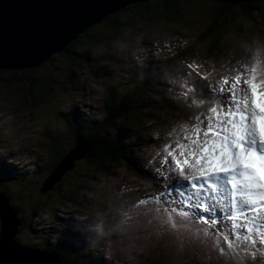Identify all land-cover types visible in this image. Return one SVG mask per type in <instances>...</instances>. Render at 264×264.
<instances>
[{
  "label": "rangeland",
  "instance_id": "rangeland-1",
  "mask_svg": "<svg viewBox=\"0 0 264 264\" xmlns=\"http://www.w3.org/2000/svg\"><path fill=\"white\" fill-rule=\"evenodd\" d=\"M152 4L156 5L155 2ZM180 5L182 6L181 19L174 24H172L173 22H166V24L164 20L156 18L149 24L133 26V22L139 18V11L132 10L124 13L120 19L128 23L129 26L123 25L120 34L121 38L123 35L126 36L115 44L107 43V45L103 44L91 48L88 55L90 59L95 58L96 61H91L93 65H84L82 69L75 70L72 65L70 66V62H77L75 58L68 59L67 54L63 52L53 55L54 57L48 64L37 67L35 69L37 72L34 73L37 78L43 79V86L47 85L48 87H46L50 89L41 105L23 106L21 103L24 95L23 85L17 82L5 81L4 79L10 76L8 71L0 73V79H3L0 80V127L3 126V134H0V169L4 170L5 165L10 166L12 163V167L9 169L10 173H18L22 168L34 167L41 169L45 162L48 160L53 161L54 156L50 150L48 149L49 152L43 150V144L49 140L43 133V126L46 123L54 128L57 136L60 135L61 147L65 149L63 152H66L70 147L69 151L72 152L78 146V143L73 145L75 138L72 131L75 132L76 126L71 122V118H73L74 111H85L92 115L98 110L96 108L97 104L103 103L107 98L106 96L110 95L112 85L115 86L117 92H126L133 74L146 72L145 64L146 66L150 65L154 70L160 68L164 70L162 79L170 81L173 78L171 73L178 70L176 66L179 64L178 60L173 62L171 51L168 50V47L173 45L174 37L180 38L179 42H181L175 48L179 49L188 45L187 49L192 51V53L190 51V55L184 56L182 60H192L193 63L202 65L203 72L209 78H213V81L218 85L223 83L225 77H234L247 72L251 76L255 59L259 60L256 61L257 63H263L259 74L263 76L264 11H259L258 16L255 15V22L249 16L238 15L237 11H240V8L232 5V12H235V21L222 26L221 34L218 37V40L221 37L223 38L219 43L221 51L220 48L218 49V53L221 52L220 56L223 57L217 61V67L225 59L228 64L226 68L227 76H216L211 74L206 67L208 56H210L205 54L208 49L206 46L212 44V42H203L204 40L199 36V33L201 34L214 19L212 12L216 8L215 0H181ZM141 22L147 21L142 20ZM247 26L249 27L243 29ZM105 27V24H100L97 28L104 30ZM254 33L255 35H252ZM256 35L259 37H255ZM240 36L244 39L240 40ZM159 40H162L164 44H159ZM120 45L125 47H119ZM83 47L87 48L84 45ZM157 52H159V55H157ZM94 54L96 57H94ZM206 55L207 59L205 60L203 56ZM204 60L205 64L203 63ZM260 60L263 62H260ZM162 61L163 64H159ZM166 61L169 63L167 66H165ZM66 75H71L74 78H72L75 81L74 86L72 85L73 81L69 79H67L65 85L61 86L62 79ZM178 78L183 77L179 76ZM53 79L55 82L52 85L50 83ZM261 79L264 78L261 77ZM158 84H161V81ZM143 91L144 93H155L149 89ZM139 98L144 100L141 97ZM192 108L202 109L203 106L193 101L190 110ZM157 109V114L161 115L162 113L159 112L161 107L158 106ZM202 113H204V110L198 111L196 119ZM155 118L157 119L158 115ZM131 121L129 120L126 123L130 124ZM157 123L159 124L153 126L156 133L165 136L169 133L171 135L175 133L176 126L173 123L180 124V121H174L169 126H163L159 121ZM217 126L214 125V127ZM187 127L182 125L180 131L183 130L184 134H188ZM192 128L188 127L189 135ZM131 131L137 132L136 126ZM153 131L151 129L143 133L146 136H151L154 133ZM137 133L139 134V132ZM7 141H13V143L8 145ZM162 143H165V141L156 142V151L161 147L165 148V144ZM151 144L143 146L142 151L147 152L151 148ZM86 152L87 142L84 143L83 155L79 154V159L73 161V167L63 173V175L66 173L64 176L62 175L65 183L55 185L52 191L44 194L38 192V186L44 181V174L39 177H42V179L33 182L30 178L27 182L24 179V183L15 180L12 185L7 186L5 191L1 190V192H5L3 195L10 196V203L14 207H18V215L25 217L27 220V224L16 236L19 243L23 242L29 246L41 248L39 241L43 239V235L40 233L42 230L38 227L56 232L70 223L63 213L70 217L74 216V212H80L85 213L84 216L80 215L81 219L85 220L88 216L93 217L96 221H100L98 227H103L96 230L92 225L83 226L86 230H89V234H86V241L92 242L96 239L98 246H101L97 247L100 250L97 251L94 259L89 258L87 262L92 259L96 260L95 264H108L109 259L115 260V257H117L116 264H144L146 257H152L156 259L157 264H242L243 253L235 258L221 257L213 242H202L203 236L201 235L204 232L200 233L197 225L193 223H183L185 227L176 225L171 240L170 233L164 232V230L168 231L164 227L165 222L164 224L151 215L145 216L142 214L140 216V206L137 201L154 196L157 192L131 162L129 164L134 170L127 168L125 164H120L115 173L106 175L105 179L96 176L97 174L90 168L89 173L95 176L96 180L94 182L96 184L91 185L92 190L88 193L86 199L83 198L78 206L70 205L61 200L62 192L70 189L71 174L87 167V163L83 159ZM8 155L12 158L10 159ZM5 158H9V161L5 162ZM14 160L20 162L16 163ZM74 162H76L75 167ZM7 178L9 179V176ZM118 181L119 184H122L117 185ZM58 186L61 189L60 191H57ZM36 203H40L41 206L35 208ZM155 203L157 202H151V204ZM49 212H51V215ZM124 216H127V221L121 223L120 220H123L121 218ZM217 222L222 226L219 219H217ZM104 228H106V232ZM79 230L85 231L84 228ZM193 232L198 233L197 238L200 242L195 241L192 236ZM106 233L109 237L106 236Z\"/></svg>",
  "mask_w": 264,
  "mask_h": 264
},
{
  "label": "snow or ice",
  "instance_id": "snow-or-ice-1",
  "mask_svg": "<svg viewBox=\"0 0 264 264\" xmlns=\"http://www.w3.org/2000/svg\"><path fill=\"white\" fill-rule=\"evenodd\" d=\"M29 30L22 36H26ZM184 69L185 75L179 81L176 78L161 81L160 96L163 103L170 109L185 112L195 101L197 104L207 105L214 111L206 118L199 115L198 120L194 113L186 112L185 120L189 121L190 126L198 124L190 135L181 133L178 139L171 134L163 137L143 136L139 141L128 145L126 158L160 188L156 195L139 199L137 204L149 207L152 201H156L157 204L162 202L165 206L179 207L188 201L177 202L171 199L170 185L173 182L177 184L180 181L192 182L194 189L197 188V183L201 189L207 186L209 199L220 202L223 198V207L232 213L228 216V219L233 221V231L229 234L224 235L218 225L215 229L212 227H207L206 231L203 229L205 235L212 239L218 254L221 257H236L243 253L242 264H264V184L257 180L256 186L253 187L245 179L251 174L246 159L248 150L252 149L264 157V144L256 139L254 131L255 121L264 119L259 111L264 108V79L258 74L249 76L240 73L234 77L224 78L223 83L218 85L203 72L200 64L186 63ZM253 91L258 97L255 106ZM237 118L242 121L239 127L244 129L238 141L242 149L233 146L231 141L235 137L222 139L226 135L225 127L231 128ZM229 120L232 123H228ZM147 126L150 127L151 124ZM213 132L218 135L213 136ZM161 140L165 141V150L158 149L146 159L140 151V146ZM189 165H195V173L191 176L188 175ZM177 191L179 192V189ZM229 193L230 197L227 195ZM191 208L196 210L195 215L201 222L206 219L203 213L216 211L215 205L206 206L199 202L192 204ZM248 214H251L254 220L259 219L260 226L248 224ZM241 217L244 222L235 223ZM208 224L214 225L216 221L210 219ZM144 264H157V261L152 257H146Z\"/></svg>",
  "mask_w": 264,
  "mask_h": 264
},
{
  "label": "trees",
  "instance_id": "trees-1",
  "mask_svg": "<svg viewBox=\"0 0 264 264\" xmlns=\"http://www.w3.org/2000/svg\"><path fill=\"white\" fill-rule=\"evenodd\" d=\"M153 2H155L156 5H153ZM180 2L181 0H150L145 3L130 4L126 8L107 16L100 22L87 27L85 30L79 33L78 36L73 39L61 52L66 53L68 59H76L77 62H70V66L72 65L75 70L82 69V66L84 65H93L91 64V61L96 60L95 58L90 59L88 55V52L91 48L102 46L103 44L107 45V43L115 44L118 41H121L124 36H126L123 35L121 38L120 34L123 25L129 26L128 23H125V21H121L120 19L124 13L131 12L132 10L139 11V18L133 22V26L149 24L156 18L159 20H164L165 23L173 22L172 24H174L179 22L178 20L181 19L182 6L180 5ZM215 3L216 8H213L214 11L212 12V14H214V19L202 31L201 34L199 33V36L206 42L211 41L212 44H210L211 46L209 45L210 49L215 50L214 52H217L219 43L223 39L221 37L218 40V37L221 34L220 30L225 24H230L231 22L235 21V12H232L233 6L231 4L225 2L221 3L218 1H215ZM233 5H236L240 8V11H237L238 15H246L251 17L253 20H255V15L258 16L259 11H264V0L256 4L237 3ZM142 20H147V22H141ZM100 24H105L106 27L104 30H99L97 28ZM83 45L87 48H84ZM53 55L48 60H46L45 63L43 62L44 64H40L31 68L18 70L0 69V73L8 71L10 74V76L4 79L5 81L17 82L18 84L21 83L23 85L22 88L24 90V95L21 102L23 106L41 105L43 103L42 101L49 93L50 89L47 88L48 86H43V79L37 78L34 73L37 72L35 71L37 67L48 64L49 61L54 57ZM94 57H96L95 54ZM162 74L163 71L161 68L151 71V73L146 74L148 79V81H146L139 76V72H136L133 74L129 84V86H133V88L129 90L127 88L126 92H117L115 90V86L112 85L110 89V95L107 96L103 103L100 102L97 104L96 108L98 110L95 112L96 114L92 113L91 115L85 111L80 112V110L74 111L73 118H71V122L76 126L75 132L72 131L73 137L76 138V136L79 135L83 136L87 140V152L83 158L87 163V167L71 174L72 181L70 182V189H67L66 192H62L63 196L61 197V200L67 202L70 205L78 206L80 205L83 198L86 199L88 193L92 190L91 185L96 184V182H94L96 180L95 176H93L92 173H89L90 168L93 169V171L97 174L96 176L104 179L106 178V175L114 174L115 170H117L120 164H125L127 168L133 169L129 164L130 160L126 158L128 145L130 143L139 141L140 137L146 136V134L143 132H148L153 128V126L159 124L157 123V119H159L161 115L157 114L156 112V110H158L157 106L155 104L150 105L147 101L153 99V96L150 95L157 94L156 89H153L152 87L155 86L156 88L162 90L160 87H158V85H160L158 82L163 80ZM72 78L73 77L71 75H66L62 79L61 86L66 84L67 79L72 80ZM54 82L55 80L53 79L50 84L53 85ZM156 82L158 85H156ZM74 83L75 81L72 82L73 86ZM145 87H147L146 90L149 89L151 92L155 93H144L143 90ZM137 88L139 90L135 93L134 91ZM138 96L144 100H138ZM157 104L160 105L161 103L157 102ZM159 107H161L159 112L162 113L164 107ZM157 115L158 118L155 119L154 117ZM165 115V119H172L171 116L174 115L185 118L186 114L176 113L171 115V112L167 111V114ZM129 120L132 121L130 124H127L126 122H129ZM137 124H139V129L142 132L141 134H138L136 131H131L134 126H138ZM148 124H151V126L148 127ZM43 127V133L49 139L47 143L43 144V150H47V152H49V149L54 156V160H48L45 162L41 169H36L34 167L29 169L22 168V170H20L18 173H15L14 175H12L8 170L6 171L5 169H0V192L1 190L5 191L7 186L9 184L12 185V182L15 180L24 183V179L25 182H27L28 178H31L33 182L34 180L42 179V177H39L43 174L45 175L43 179L44 181L38 186V192L44 194L54 189L46 190L47 185L43 184L59 168L60 162L63 160L64 156L69 153V150L63 152L65 149H62L61 147L60 135L57 136L55 134L54 128L51 127L49 123L44 124ZM73 145H75V143ZM77 164L79 166V161ZM75 165L76 162H74V167ZM7 176H9V179ZM63 176L55 182V185H62L65 183ZM42 189H44L45 192H42ZM60 190L61 189H59L58 186L57 191ZM39 206H41L40 203H36L34 205L35 208ZM16 209L18 210V207H16ZM18 218H22L23 220V223L18 230L19 233V231H21V229L27 224V220L25 217L19 215ZM38 228L42 230V228ZM79 229H82V227L73 224H66L56 232H51V229L40 231V233L43 235V239L39 241L41 248L32 247L23 242H20L19 244L23 247H32L36 249L39 248L45 251L55 252L61 258L62 264H95L96 260L92 259H94L96 256L97 251L100 250L97 247L101 246H98L96 239H94L92 242L84 241V237H81L82 235ZM89 258L92 259L91 261L87 262ZM116 263L117 257H115V260H109V264Z\"/></svg>",
  "mask_w": 264,
  "mask_h": 264
},
{
  "label": "water",
  "instance_id": "water-1",
  "mask_svg": "<svg viewBox=\"0 0 264 264\" xmlns=\"http://www.w3.org/2000/svg\"><path fill=\"white\" fill-rule=\"evenodd\" d=\"M150 0H0V69L18 70L38 66L60 53L82 30L134 3ZM229 4L263 0H217ZM30 29V30H29ZM29 30L26 36L22 34ZM85 139L60 162L44 183L54 188L73 161L84 153ZM78 153V154H75ZM45 192L44 189L41 190ZM0 192V264H62L55 252L19 247L13 237L21 224L9 198Z\"/></svg>",
  "mask_w": 264,
  "mask_h": 264
},
{
  "label": "bare ground",
  "instance_id": "bare-ground-1",
  "mask_svg": "<svg viewBox=\"0 0 264 264\" xmlns=\"http://www.w3.org/2000/svg\"><path fill=\"white\" fill-rule=\"evenodd\" d=\"M222 3V2H221ZM162 4V3H161ZM216 4V3H215ZM129 6V5H128ZM127 7V6H126ZM126 7H124V8H126ZM124 8H122V9H124ZM122 9H120V10H122ZM197 9V8H196ZM119 10V11H120ZM115 13V12H114ZM111 15V14H110ZM109 16V15H108ZM107 17V16H106ZM106 17H104V18H106ZM103 18V19H104ZM147 21V20H146ZM167 24V23H166ZM83 31V30H82ZM81 31V32H82ZM205 32V31H204ZM152 36V35H151ZM214 37V36H213ZM230 42V41H229ZM227 44H228V42H227ZM211 46V45H210ZM207 47V46H206ZM232 47V46H231ZM66 48V47H65ZM202 52V51H201ZM22 69H26V68H22ZM44 82V81H43ZM253 93H255L254 91H253ZM206 106V105H205ZM197 110H204V108H197V109H191L190 110V112H192V113H194L195 114V117H197L198 116V111ZM205 113V112H204ZM204 113H202V115H204ZM103 114V113H102ZM65 122V121H64ZM219 126V125H218ZM217 126V127H218ZM259 128V127H258ZM258 128H256L255 130H256V132H258ZM68 130V129H67ZM224 132L226 133V135L222 138V139H224V140H228L229 138H231V137H235V139H237V137L236 136H234V135H232L230 132H228V130H227V127H225V129H224ZM216 135H218V133H216V132H213V136H216ZM234 139V140H235ZM3 141H5V140H3ZM231 142H234L233 140L231 141ZM13 143V141H7V144L8 145H11ZM237 143V149H240V144L238 143V142H236ZM34 149V148H33ZM8 157L11 159L12 157H10V155H8ZM9 158H5V162H8L9 161ZM197 163H199V161L197 160ZM195 166V165H194ZM205 166H207V162H205ZM12 167V163L10 164V166L9 165H5V167H4V169L7 171H9L10 172V168ZM18 168V167H17ZM17 168H15V170H17ZM195 173V167L192 169V171H190L189 170V173H188V175L189 176H191V175H193ZM11 174L12 175H14L15 173H13V172H11ZM10 174V175H11ZM29 179V178H28ZM31 179V178H30ZM32 180V179H31ZM172 185V186H171ZM170 185V188H172L171 189V199H173V200H175V198H174V196H173V194H172V192L174 191V189L173 188H176V189H179V190H181L182 192H185V193H187L188 194V197L190 198L189 199V202H188V204L186 205V206H184V207H182V208H179V207H177V206H175L174 207V209L176 210V214H175V222H176V224L179 226V227H185L184 225H183V223H186V222H190V223H193V224H195V225H197V227H198V229L200 230L199 232L201 233H203L204 232V230H207V227H212L213 229H215L216 228V226L218 225L219 226V229L222 231V233L224 232V228H228L226 225L229 223V219L226 217V215H225V208L223 207V206H220L219 204H218V201H213V200H210L209 199V195H210V193L208 192V189H207V186H205V188H203V189H201L200 187H199V183H197V188H193L192 187V182H188V181H180L178 184L176 183V182H173L172 184ZM229 197L231 196V194L229 193V194H227ZM4 197H6V195H3ZM8 198H9V205L12 207V209H14L15 210V217H16V219H19L20 221H21V224L19 225V226H17V230H16V234H15V236L13 237V239L16 241V243L18 244V246L19 247H23V246H21L20 244H19V242L17 241V239H16V236H17V234H18V230H19V227L22 225V218H18V211H17V209H16V207H14L11 203H10V201H11V198H10V196H7ZM169 197H165V199H168ZM196 198H202L205 202H206V204H207V206H211V205H215L216 206V211H215V213H216V215H217V217L218 218H216V217H213L214 215L212 214L213 212H211V215H208V217H207V219L205 220V221H203V222H201L197 217H196V215H195V212H196V210H194V209H192L191 208V205L192 204H195L196 202H194L193 200H195ZM230 202V201H229ZM220 203H222L223 204V198H221V200H220ZM158 205H160V206H162L163 208H162V211L164 212L165 211V209H170L171 208V206H165V205H163V203L161 202L160 204H158ZM238 206H239V204H238ZM202 211V210H201ZM189 213V214H188ZM215 220L216 221V224H214V225H209L208 224V221L209 220ZM217 219H219L221 222H222V226H220L219 224H218V222H217ZM240 220V219H239ZM249 221H250V225H256V226H258V223H257V220H254L253 218H252V215H251V218H249ZM204 229V230H203ZM233 230V229H232ZM27 248H29L30 249V247H27ZM31 249H36V248H32L31 247ZM38 250H42V251H45V250H43V249H39V248H37ZM48 252V251H47Z\"/></svg>",
  "mask_w": 264,
  "mask_h": 264
},
{
  "label": "clouds",
  "instance_id": "clouds-1",
  "mask_svg": "<svg viewBox=\"0 0 264 264\" xmlns=\"http://www.w3.org/2000/svg\"><path fill=\"white\" fill-rule=\"evenodd\" d=\"M216 1V0H215ZM256 29V28H255ZM254 30V29H253ZM252 35H255V33L254 34H252ZM255 37H257V35L255 36ZM119 47H125L124 45H120ZM16 163H19L20 161L19 160H14ZM71 208V207H70Z\"/></svg>",
  "mask_w": 264,
  "mask_h": 264
}]
</instances>
